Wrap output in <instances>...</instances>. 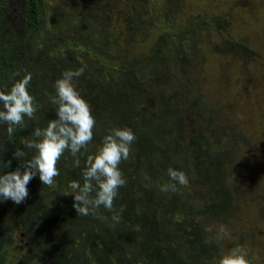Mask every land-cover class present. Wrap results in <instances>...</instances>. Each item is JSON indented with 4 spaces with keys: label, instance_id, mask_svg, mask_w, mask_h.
<instances>
[{
    "label": "trees",
    "instance_id": "trees-1",
    "mask_svg": "<svg viewBox=\"0 0 264 264\" xmlns=\"http://www.w3.org/2000/svg\"><path fill=\"white\" fill-rule=\"evenodd\" d=\"M70 1L71 10L56 7L53 37L46 30L47 0L16 1L24 4L18 14L24 12L26 33L15 32L5 21L11 0H0V90L10 91L31 73L28 91L37 103L35 118L25 117L11 140L0 126V160L11 161L0 174L21 165L13 158L16 149L28 159L36 155L21 141L33 139L36 128L56 118L54 83L64 71L85 66L74 85L96 120L92 143L78 154L79 168L66 151L52 187L37 176L24 203L0 201V264L7 260L5 247L17 229L30 238V255L42 264H215L220 243L201 218L226 223L249 196L230 180L237 155L233 133L188 79L198 69L194 59L202 44L197 39L209 29L225 34L230 19L204 14L182 21L181 0H168L164 11H153L151 0ZM130 1L137 6L128 15L127 44L148 26L156 31L157 44L145 57L130 58L126 52L121 65L109 66L105 56L120 45L111 27L115 10ZM40 35L54 50L43 49L40 39L33 41ZM214 51L242 60L256 56L247 43L229 36L214 44ZM182 75L183 81L178 79ZM113 128H130L136 136L129 159L120 164L127 183L114 201L118 212L123 209L119 222L103 207L98 210L103 220L78 215L75 193L68 187L74 180L83 184L87 156L98 151ZM170 167L186 173L189 183L176 193H163L157 185L170 182Z\"/></svg>",
    "mask_w": 264,
    "mask_h": 264
},
{
    "label": "rangeland",
    "instance_id": "rangeland-1",
    "mask_svg": "<svg viewBox=\"0 0 264 264\" xmlns=\"http://www.w3.org/2000/svg\"><path fill=\"white\" fill-rule=\"evenodd\" d=\"M16 1L9 3L11 11L7 12L5 21L15 32L26 33L24 12L21 11L23 15L18 14L20 5L24 4ZM167 3L168 0H151V8L153 11H164ZM62 5L67 10L74 7L70 0H47L45 5L46 30L53 37L59 15L56 7ZM136 6V1H130L119 4L115 10L111 27L120 37V45L112 46L105 56L109 66L121 65L126 52L130 58L145 57L157 44L156 31L149 26L144 29L147 35L141 32L134 43L127 44V19L135 12ZM181 7L178 18L182 21L188 16L204 14L223 15L230 19L231 28L225 34L220 35L209 29L197 39L202 44L194 59L198 69L189 74L188 80L194 85V90L202 93L217 110L218 120L223 121L233 133L237 155L232 158L230 180L239 184L249 196L243 202L242 209L226 223L209 221L204 217L201 222L207 231L211 229L208 233L216 241L221 227H225L230 234V239L219 242L221 250L215 264H219L221 257L238 245L246 249L251 264H264V0H181ZM224 36L247 43L256 56L242 60L217 53L214 44L220 43ZM39 39L43 49L54 50L53 45L46 46L41 35L33 41ZM48 43L53 44V39ZM182 76H178V79L183 81L185 77ZM3 135H7L6 126ZM12 238L13 243L5 247V264H42L32 259L30 238H26L20 229L14 232Z\"/></svg>",
    "mask_w": 264,
    "mask_h": 264
},
{
    "label": "clouds",
    "instance_id": "clouds-1",
    "mask_svg": "<svg viewBox=\"0 0 264 264\" xmlns=\"http://www.w3.org/2000/svg\"><path fill=\"white\" fill-rule=\"evenodd\" d=\"M85 72V66L75 71L66 70L54 83L56 118L49 121L46 128H36L33 139H24L21 143L28 149H35L31 159L23 149H16L13 158L21 161L15 171L0 174V201L11 200L14 204L24 203L30 193L28 185L37 176L44 186L52 187L55 178L60 175L58 163L64 153L70 152L74 166L79 168L81 150H87L94 139L95 117L90 105L77 91L74 80ZM32 74L26 73L22 79L13 83L10 91L0 90V126H6L9 139L17 127L24 125L25 117L35 118L37 103L29 93L28 86ZM135 133L130 128H113L103 138L102 145L93 155H88L82 172L83 184L71 181L68 187L75 193L73 208L80 216L92 215L106 219L99 213L103 207L113 213V221L119 222L120 212L115 209L114 201L119 189L126 185V179L120 170L122 161L129 159L131 145L135 142ZM11 161L0 160V169L10 166ZM170 182L157 185L163 193L178 191V186L189 183L186 173L173 168L167 170ZM93 193L95 195H93ZM211 231V229H208ZM230 239L225 227L219 229L217 241ZM243 246H236L223 255L219 264H251Z\"/></svg>",
    "mask_w": 264,
    "mask_h": 264
}]
</instances>
